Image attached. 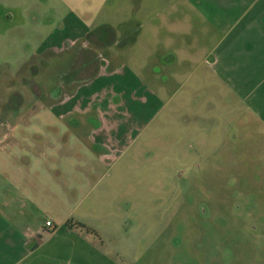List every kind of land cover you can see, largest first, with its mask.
<instances>
[{"label": "crops", "instance_id": "0c3cea01", "mask_svg": "<svg viewBox=\"0 0 264 264\" xmlns=\"http://www.w3.org/2000/svg\"><path fill=\"white\" fill-rule=\"evenodd\" d=\"M54 1L59 36L44 48L74 49L75 68L94 71L50 104L59 122L40 119L46 132L0 117V264H134L115 237L66 225L77 188L157 119L144 144L165 155L210 139L217 121L221 149L264 131V0ZM61 201L70 209L52 207Z\"/></svg>", "mask_w": 264, "mask_h": 264}, {"label": "rangeland", "instance_id": "374dc122", "mask_svg": "<svg viewBox=\"0 0 264 264\" xmlns=\"http://www.w3.org/2000/svg\"><path fill=\"white\" fill-rule=\"evenodd\" d=\"M54 3L0 0V117L29 118L38 132H46L40 119L59 116L50 104L94 71L75 68L74 49L44 48L49 33L59 36L63 13L49 10ZM159 122L127 147L100 155L98 171L77 188L70 218L109 243L115 237L134 264H264V131L221 149L224 125L217 121L208 125L210 139L202 131L196 147L186 139L179 155H165L154 142L144 144L162 131ZM92 132L84 124L82 147L95 155ZM52 207L70 209L63 201Z\"/></svg>", "mask_w": 264, "mask_h": 264}, {"label": "trees", "instance_id": "16d2710c", "mask_svg": "<svg viewBox=\"0 0 264 264\" xmlns=\"http://www.w3.org/2000/svg\"><path fill=\"white\" fill-rule=\"evenodd\" d=\"M66 225L68 227H72V226H76V227H80V228H85L86 230L96 234L98 236V234L91 228L87 227L84 223L78 221V220H75L73 218H69L67 221H66Z\"/></svg>", "mask_w": 264, "mask_h": 264}, {"label": "built area", "instance_id": "2783aa9c", "mask_svg": "<svg viewBox=\"0 0 264 264\" xmlns=\"http://www.w3.org/2000/svg\"><path fill=\"white\" fill-rule=\"evenodd\" d=\"M46 225H47V226H52L53 224H52L51 221H47V222H46Z\"/></svg>", "mask_w": 264, "mask_h": 264}]
</instances>
